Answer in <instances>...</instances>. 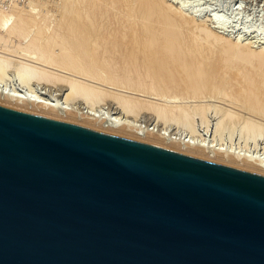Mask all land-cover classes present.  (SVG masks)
<instances>
[{
  "label": "bare ground",
  "instance_id": "1",
  "mask_svg": "<svg viewBox=\"0 0 264 264\" xmlns=\"http://www.w3.org/2000/svg\"><path fill=\"white\" fill-rule=\"evenodd\" d=\"M167 1L1 13L0 105L264 174V47Z\"/></svg>",
  "mask_w": 264,
  "mask_h": 264
},
{
  "label": "water",
  "instance_id": "2",
  "mask_svg": "<svg viewBox=\"0 0 264 264\" xmlns=\"http://www.w3.org/2000/svg\"><path fill=\"white\" fill-rule=\"evenodd\" d=\"M0 264H264V174L0 105Z\"/></svg>",
  "mask_w": 264,
  "mask_h": 264
},
{
  "label": "rangeland",
  "instance_id": "3",
  "mask_svg": "<svg viewBox=\"0 0 264 264\" xmlns=\"http://www.w3.org/2000/svg\"><path fill=\"white\" fill-rule=\"evenodd\" d=\"M46 1V0H43ZM41 1V3L43 2ZM169 1V2H168ZM167 2L175 8H182L187 15H194L207 25L211 21L217 26L218 23L225 29L223 32L232 38L240 39L241 42L254 44V47H264V0H168ZM39 2V4H38ZM36 3V2H35ZM34 3V4H35ZM37 5V7H35ZM40 1L29 8L38 10ZM52 6V5H51ZM54 6V5H53ZM24 8V7H23ZM43 8V7H42ZM52 8H45V12ZM44 9V8H43ZM50 11V12H51ZM12 12V11H10ZM8 12L7 16L11 15ZM49 12V11H48ZM55 14V11H52ZM6 14V13H3ZM1 14V15H3ZM52 14H49L52 15ZM5 16V15H4ZM216 27L214 25H210ZM12 72H7L5 77L11 78L7 87H17V77ZM11 74V75H9ZM13 77V78H12ZM16 85V86H15ZM12 87V88H13ZM8 88V89H9ZM23 91H25L23 89ZM44 91V90H42ZM177 98V97H176ZM176 102H179L178 99ZM173 100V101H175ZM174 102L175 104H177ZM173 103V105H175ZM256 154V153H254Z\"/></svg>",
  "mask_w": 264,
  "mask_h": 264
},
{
  "label": "built area",
  "instance_id": "4",
  "mask_svg": "<svg viewBox=\"0 0 264 264\" xmlns=\"http://www.w3.org/2000/svg\"><path fill=\"white\" fill-rule=\"evenodd\" d=\"M37 1L43 0H0V14L8 13L11 11L12 7H24L29 8L32 4L35 5ZM35 3V4H34Z\"/></svg>",
  "mask_w": 264,
  "mask_h": 264
}]
</instances>
